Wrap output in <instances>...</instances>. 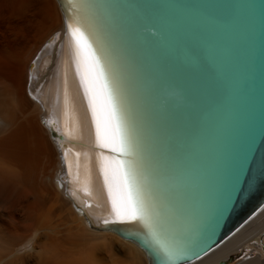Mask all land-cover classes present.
Returning a JSON list of instances; mask_svg holds the SVG:
<instances>
[{"label":"bare ground","instance_id":"1","mask_svg":"<svg viewBox=\"0 0 264 264\" xmlns=\"http://www.w3.org/2000/svg\"><path fill=\"white\" fill-rule=\"evenodd\" d=\"M92 2L111 35L116 77L150 162L144 178H162L176 197L166 212L189 228L200 222L195 186L145 33L128 0ZM69 7V0H0V264H16L18 249L30 244L40 251L38 264H108L92 242L105 236L125 245L115 264H149L136 243L93 226L116 217L113 200L121 194L110 168L116 154L104 146L102 129L97 137L103 103L91 61L67 29ZM263 236L264 206L189 264H227L243 249L255 252L232 264H264Z\"/></svg>","mask_w":264,"mask_h":264},{"label":"water","instance_id":"2","mask_svg":"<svg viewBox=\"0 0 264 264\" xmlns=\"http://www.w3.org/2000/svg\"><path fill=\"white\" fill-rule=\"evenodd\" d=\"M149 14L157 42L145 33L155 69L185 147L193 179L194 214L205 225L189 264L207 255L264 206V178L241 174L227 198L233 157L255 138L264 149V0H128ZM140 6V7H138ZM139 21V19H138ZM140 23V21H139ZM154 31V30H153ZM227 199V207L220 211ZM138 221L116 217L93 224L144 249Z\"/></svg>","mask_w":264,"mask_h":264},{"label":"snow or ice","instance_id":"3","mask_svg":"<svg viewBox=\"0 0 264 264\" xmlns=\"http://www.w3.org/2000/svg\"><path fill=\"white\" fill-rule=\"evenodd\" d=\"M69 5L67 11L70 19L67 29L73 37L77 51H84L91 61L95 73V87L103 103L97 137L99 140L102 129L104 146L116 154L110 162L113 184L121 194L113 200L116 219L141 222L145 237L140 242L149 250L157 264H177L179 260L187 259L188 253L195 255L193 249L199 248L205 225L197 222L189 228L178 227L176 219L166 212L169 202L176 198L175 194L163 189V180L159 175L154 182H146L145 168L150 162L145 158L137 124L122 96L115 73L112 38L97 14L99 6L92 0H80L79 3L69 0ZM137 17L140 21L139 33H147L157 42V34H162L151 26L153 21L149 14L142 10ZM89 90L91 91V85ZM92 104L95 116V93ZM246 166L248 169L254 168L257 175L264 178V149L258 147L255 138L249 142L242 155L233 157L227 198L237 190ZM109 196L112 197V186L109 187ZM226 207L227 199L222 202L220 211ZM199 250L203 251L202 248Z\"/></svg>","mask_w":264,"mask_h":264},{"label":"rangeland","instance_id":"4","mask_svg":"<svg viewBox=\"0 0 264 264\" xmlns=\"http://www.w3.org/2000/svg\"><path fill=\"white\" fill-rule=\"evenodd\" d=\"M65 214H66V212H65ZM67 215H68V213L65 216H67ZM68 216H69V219L72 221L71 218H73V216H71V215H68ZM77 220H79V219H77ZM77 220H74L73 222H71L75 226V229H79L78 227H80L82 225V224L77 223V222H79ZM78 224L80 226H78ZM81 227L83 228V225ZM85 228L89 229L86 226H85ZM263 238H264V236H263ZM93 241H94V243L101 245V247H100L101 253H98V255L102 256L103 259L108 264L109 263L113 264L114 263V257L116 258V255H119L122 257L124 252H125L124 251L125 245H123L122 242H120L119 240H117L111 236L94 237V239H92V242ZM263 243H264V240H263ZM29 246H32V244H30ZM29 246H25V247L22 246V247H20V249H18L19 254H17L18 260H16V264H38V262H36V260H38V255H39L40 251L38 248L32 249V247H29ZM247 251H249L250 254H252V256H253V253L255 252V251H250L248 249H243L239 253L235 254L234 258L231 261H228L227 264H232L234 261L242 258ZM251 252H253V253H251Z\"/></svg>","mask_w":264,"mask_h":264}]
</instances>
